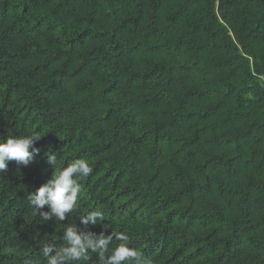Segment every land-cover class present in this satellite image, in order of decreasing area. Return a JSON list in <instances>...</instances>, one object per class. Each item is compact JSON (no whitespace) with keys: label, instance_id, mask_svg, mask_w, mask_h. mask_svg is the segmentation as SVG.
Masks as SVG:
<instances>
[{"label":"trees","instance_id":"trees-1","mask_svg":"<svg viewBox=\"0 0 264 264\" xmlns=\"http://www.w3.org/2000/svg\"><path fill=\"white\" fill-rule=\"evenodd\" d=\"M9 134L40 153L0 172V264H46L69 225L98 237L93 210L141 264H264V0H0ZM47 150L93 169L63 221L27 200Z\"/></svg>","mask_w":264,"mask_h":264},{"label":"clouds","instance_id":"clouds-1","mask_svg":"<svg viewBox=\"0 0 264 264\" xmlns=\"http://www.w3.org/2000/svg\"><path fill=\"white\" fill-rule=\"evenodd\" d=\"M41 137L36 135H12L0 139V172L7 169L9 162L27 166L33 162L40 153L36 142ZM47 162L52 165L53 171L50 179L40 185L35 191L28 194L27 200L33 214L41 220H48L54 216L58 221L66 218V213H72L77 206L78 195L81 191L79 181L85 180L93 171L85 159H78L67 167L56 169V155L48 150L44 153ZM47 205L49 211H43ZM105 216L99 210L81 215V223H101L102 231L99 236L93 233L80 232L76 226L69 225L64 229L63 240L65 246L54 250L51 246H44L42 257L46 264H58L64 260L76 261L82 257L86 249H91V254H96L101 264H141V254L129 244V236L123 232H109L104 223ZM120 243L109 252V245L113 240ZM55 252V254H52Z\"/></svg>","mask_w":264,"mask_h":264}]
</instances>
